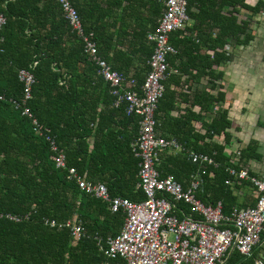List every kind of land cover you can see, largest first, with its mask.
Returning a JSON list of instances; mask_svg holds the SVG:
<instances>
[{"label":"trees","instance_id":"trees-1","mask_svg":"<svg viewBox=\"0 0 264 264\" xmlns=\"http://www.w3.org/2000/svg\"><path fill=\"white\" fill-rule=\"evenodd\" d=\"M69 1L83 33L95 42L97 55L125 81H134L128 88L139 91L153 51L146 36L156 27L163 0ZM247 1L187 0L193 24L170 34L169 42L177 53L168 55L167 61L177 73H170L163 82L165 91L154 115L159 136L174 139L182 147L159 154L160 176L172 175L186 188L190 176L202 168L191 162L187 152L212 156L218 166L205 167L202 184L212 181L211 189L218 195L208 199L198 189L196 196L204 204L221 202L225 214L235 206L225 185L229 179V164L223 156L229 142L226 112L219 111L204 124L203 136L183 132L177 136L166 128L175 121L169 116L175 99L169 83L180 86V76H186L185 84L205 78L216 92L195 90L189 102L207 110L223 101L217 68L230 58L224 46L232 39L237 45L250 38V23L240 19L239 12L243 9L255 16L264 10V0ZM0 15L5 18L0 30V96L4 98L0 100V213L29 215L21 222L0 218V264H102L106 257L101 247L119 233L124 214L111 212L106 202L79 190L66 179V171L55 167L48 144L10 102L22 98L18 72L25 69L33 74L27 106L63 150L67 167L90 182L105 185L110 197L132 202L146 200L138 185L140 158L133 147L139 118L127 113L126 102L115 105L116 97L56 0H0ZM193 32L196 37L192 38ZM214 135L222 137V144L204 141ZM173 205L174 213L188 210L181 202ZM73 215L80 218L86 232L77 242L67 229L44 225V219L61 222ZM95 237L100 238L99 244Z\"/></svg>","mask_w":264,"mask_h":264},{"label":"built area","instance_id":"built-area-1","mask_svg":"<svg viewBox=\"0 0 264 264\" xmlns=\"http://www.w3.org/2000/svg\"><path fill=\"white\" fill-rule=\"evenodd\" d=\"M56 1L71 30L82 39L84 52L97 64L98 73L116 97L115 105L126 102L127 113L139 118L138 137L133 147L140 158L138 185L146 200L132 202L126 198L110 197L105 185L90 182L76 169L67 167L63 150L27 106L35 83L30 71L22 69L18 72L22 98L10 102L30 120L35 134L48 144L55 167L66 171L68 181L75 183L84 193L106 202L111 212L121 211L124 214L119 233L108 237L106 246L101 247L106 257L102 264H222L230 249H235L244 258H251L254 247L264 236V175H252L244 168L229 165L226 168L229 179L225 182L247 180L257 192V197L252 206L233 207L225 214L220 202L204 204L196 196L199 177L205 174V167L218 166L212 156L187 152L191 162L198 163L202 168L190 176L186 188L172 175L160 176L157 169L162 151L182 150L174 139L159 136L154 115L165 91L163 82L170 73H177L175 68H169L167 61L168 55L177 53L169 38L172 32L183 30L190 21L187 0H163L164 7L156 27L146 36L152 43L153 51L147 61L149 70L139 91L128 88L127 85L132 83H126L122 75L97 55L96 44L90 39L91 35L83 33L79 15L71 2ZM4 24L5 18L0 15V30ZM224 51L228 52V45L224 46ZM217 84L220 85V80ZM3 99L0 96V100ZM174 202L185 204L190 214L177 216ZM0 218L21 222L28 220L29 215L0 213ZM44 225L52 229H67L73 242L86 236L77 215L61 222L44 219ZM95 239L99 244L100 238ZM254 264H264V254L255 259Z\"/></svg>","mask_w":264,"mask_h":264},{"label":"crops","instance_id":"crops-1","mask_svg":"<svg viewBox=\"0 0 264 264\" xmlns=\"http://www.w3.org/2000/svg\"><path fill=\"white\" fill-rule=\"evenodd\" d=\"M254 2L255 0L247 1L248 4ZM239 13L240 19L250 23L248 28L250 38L237 45L233 39L230 40L227 52L230 58L217 68L221 74L223 101L210 105L207 110H203L199 105H192L189 101L195 90L212 93L216 91H211L210 84L205 78L199 80L193 78L190 83L185 84L183 81L186 76H180L178 81L181 82L180 86L175 87L173 83H169V91L175 92L174 107L169 116L175 121L166 124V128L170 132L175 131L179 137H182V132L190 136L195 134L203 136L206 132L204 124L209 123L219 111H225L229 121L227 130L229 142L223 151L226 162L244 168L252 175H264V10L255 16L243 9ZM192 24L193 21L190 20L186 28H190ZM191 35L192 38L196 37V32ZM241 38L244 39V36ZM128 81L126 83L134 84V81ZM189 110L191 114L188 116ZM204 141L222 144V137L214 135L212 139L206 137ZM202 180L203 177L200 176L196 192L199 189L208 199L217 196L218 193L211 189L212 181L202 184ZM225 185L230 189L235 202L234 207L245 208L255 203L257 192L247 180H232L229 183L225 182ZM185 207L187 209V206ZM175 213L179 216L190 214L189 210L187 212L179 210ZM263 254L264 236L254 247L251 258H244L235 249H230L222 264H254V260Z\"/></svg>","mask_w":264,"mask_h":264},{"label":"rangeland","instance_id":"rangeland-1","mask_svg":"<svg viewBox=\"0 0 264 264\" xmlns=\"http://www.w3.org/2000/svg\"><path fill=\"white\" fill-rule=\"evenodd\" d=\"M233 42H234V40H233ZM226 45H229V43L228 44H226ZM219 81V80H218Z\"/></svg>","mask_w":264,"mask_h":264}]
</instances>
